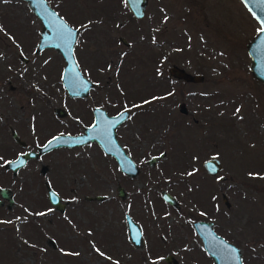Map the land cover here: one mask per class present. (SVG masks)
I'll use <instances>...</instances> for the list:
<instances>
[{"label": "rangeland", "instance_id": "374dc122", "mask_svg": "<svg viewBox=\"0 0 264 264\" xmlns=\"http://www.w3.org/2000/svg\"><path fill=\"white\" fill-rule=\"evenodd\" d=\"M47 1L78 29L74 55L94 86L84 100L69 98L59 77L61 54L34 51L38 17L25 0H0V187L13 193L10 206L5 199L0 205V264H213L184 218L212 220L241 248L243 264H264V83L249 69L246 44L259 24L244 3L147 0L137 18L126 0ZM172 64L204 78L172 77ZM33 101L41 105L30 130L22 118L31 120ZM182 101L186 113L178 109ZM85 103L131 112L117 136L130 146L137 176L123 175L96 143L53 150L15 175L4 167L22 149L7 123L38 144L64 126L56 106H70L78 126L89 118ZM161 152L154 165L146 162ZM211 157L222 163L217 175L202 166ZM46 180L67 202L65 211L48 201ZM161 189L176 196L179 209ZM125 211L142 227L140 247L119 226ZM168 253L176 262L159 260Z\"/></svg>", "mask_w": 264, "mask_h": 264}, {"label": "water", "instance_id": "95a60500", "mask_svg": "<svg viewBox=\"0 0 264 264\" xmlns=\"http://www.w3.org/2000/svg\"><path fill=\"white\" fill-rule=\"evenodd\" d=\"M25 1L27 2L29 8L35 13V15L42 21L43 24L36 50L38 51L45 47H53L58 52H60L63 55L65 61V65L63 68L64 87L67 89L71 96L84 97L88 94L89 88L92 86L93 82L83 75L74 56V43L77 34L73 38V42L69 47L61 43L56 31L53 28V24L50 21H55L57 24L66 23L69 27L76 31V33L78 32V29L70 26L64 20V18L59 15L53 7L50 6L47 0ZM241 1L244 3L246 8L259 24V29L247 42L246 50L250 57L249 69L251 71V74L254 78L264 83V31H260L261 28H264V0ZM126 4L135 17H143L147 0H126ZM51 12H55L58 15L49 17L48 13ZM61 17L63 18L62 21L60 20ZM120 39L125 44H128L127 40L124 37H121ZM21 59L25 60V56H21ZM168 73L172 77L182 79L184 81L199 82L204 78V75L202 73H190L185 68L180 67L176 64H172L171 66H169ZM178 109L182 113L187 112L185 103L183 101L179 102ZM125 111L126 110L120 111L115 115H108L103 108L95 107V122L93 125H96L97 132L93 131V125H91L85 127L84 132L80 134L73 135L65 133L52 136L42 145L37 146L36 150L21 152L15 158L7 160L8 163L4 162V167L11 170L13 175H15L18 170L25 165L28 159L36 158L42 153H45L54 147L83 145L88 142L95 141L98 143L103 152L115 157L122 170L126 171L129 175H135L138 171V167L118 142L115 132V127L127 118L128 111L123 118H121L120 115L121 113H125ZM61 112V109L57 110V113ZM101 128H108L107 138L103 133L98 134L99 129ZM12 134L16 140H19V137L15 134V132H13ZM54 137L62 138L57 141L53 139ZM49 141H52L51 146L45 147V145H47ZM109 141H111V144L109 143ZM163 155L164 152L151 158V160L149 161L152 163ZM203 165L206 172L211 175L216 174L222 169V163L217 157L206 159ZM219 178L222 180L224 179V176L221 175L219 176ZM118 187L119 194L122 195L124 193L123 188L120 185ZM46 188L50 202L53 205H57L58 208L62 210L65 206V203L61 202L60 195L52 188L49 182H46ZM161 195L166 202L172 204L175 207H178L177 200L168 191L162 190ZM0 196V205L3 203L4 199L8 201V206H10L13 202V196L11 194L10 188L8 187H0ZM95 197L102 198L104 196L97 195ZM223 200L226 204H228L225 194H223ZM194 225L202 240L204 249L213 258V264H243L241 248L233 243H230L223 236L217 234L213 228L212 221L199 220L194 222ZM129 233L135 244L140 245L142 239L140 228L137 224L133 223L130 220ZM232 249H235V251L233 252ZM167 259H173V256L168 255Z\"/></svg>", "mask_w": 264, "mask_h": 264}, {"label": "flooded vegetation", "instance_id": "af4514ba", "mask_svg": "<svg viewBox=\"0 0 264 264\" xmlns=\"http://www.w3.org/2000/svg\"><path fill=\"white\" fill-rule=\"evenodd\" d=\"M59 14V13H58ZM39 19V18H38ZM40 20V19H39ZM65 20V19H64ZM66 22H67V20H65ZM40 22H41V24H42V21L40 20ZM68 23V22H67ZM69 24V23H68ZM70 25V24H69ZM42 26H43V24H42ZM71 26V25H70ZM73 27V26H72ZM75 28V27H74ZM42 30V27H41V29H40V31ZM40 31H39V34H40ZM77 34H78V32H77ZM40 38V37H39ZM76 38H77V36H76ZM38 41H39V39H38ZM38 41H37V43H38ZM37 43H36V46H37ZM45 48H48V47H45ZM45 48H43V49H45ZM49 48H53V47H49ZM43 49H41V50H36V47H35V52H40V51H42ZM53 49H55V48H53ZM56 50V49H55ZM44 51V50H43ZM57 51V50H56ZM60 53V52H59ZM61 54V53H60ZM21 56H25L24 54H20V58H21ZM61 56H62V58H63V55L61 54ZM64 59V58H63ZM77 59V58H76ZM22 60V59H21ZM28 61V57H25V60H23V62H27ZM78 61V60H77ZM64 65H65V61H64ZM79 65V64H78ZM63 68H64V66H63ZM63 68H62V70H61V73H60V79H61V82H62V84H63ZM80 68V67H79ZM81 70V69H80ZM83 73V72H82ZM84 75V74H83ZM85 76V75H84ZM86 77V76H85ZM86 78H88V77H86ZM88 79H90V78H88ZM10 80H11V78H8L7 79V83H9L10 82ZM91 80V79H90ZM92 82H93V84H92V86L89 88V91H88V94H89V92H90V89L94 86V81L93 80H91ZM3 86H6V83H4V85ZM64 86V85H63ZM2 87V85L0 86V88ZM8 88L9 89H11V90H16L17 91V87H15L14 85H12V84H9V86H8ZM65 88V87H64ZM66 89V88H65ZM66 91H67V89H66ZM26 92L27 91H25V94H26ZM67 93H68V95L70 96L69 98H71V99H75V100H84V97L86 96H84V97H79V96H71L70 94H69V92L67 91ZM87 94V95H88ZM38 97V96H37ZM37 99V98H36ZM34 103H32V111H31V115H29L28 116V118H31V120H28L27 122H25V118L23 119L22 118V124H23V126H24V128H28V129H32L33 128V126H34V121L36 120V118H37V113H35V110H36V108H38V110H40L39 109V107H40V105L41 104H37V103H35V101H33ZM77 103V102H76ZM76 103H74V104H76ZM85 110H86V117H87V115H89V118L88 119H85L84 120V118H82V119H80L81 121L79 122V120H78V122H79V125L78 126H76V124H77V117H75V120H76V123L74 124V121H72L71 120V111H72V109L70 108V106H67V107H63V106H59V107H55L54 109H53V113L55 114V116L57 117V118H55L54 116V118L55 119H57L58 120V124H60L61 126H63L62 124H64V126L63 127H61V128H59L60 130V132L58 133V132H56L55 134H53V135H51V136H49V137H47V139H45V141H47L49 138H51L52 136H55V135H59V134H65V133H67V134H73V135H75V134H80V133H83L84 132V130H85V127H87V126H91V125H93L94 124V120H95V117H94V109H95V107H101V108H103L106 112H107V114L108 115H115V114H117V113H119L120 111H124V110H127V109H120V110H116V111H114V112H109V111H107V109L106 108H104L103 106H101V105H98V104H96V105H91L90 106V104L89 105H87V103H85ZM21 106V105H20ZM20 109V108H19ZM59 109H61L62 110V112L61 113H57V110H59ZM21 110V109H20ZM128 111V115H127V118L126 119H124L121 123H119L116 127H115V132H116V138H117V140H118V136H117V129L124 123V122H126V120H128V118H129V116L131 115V112L129 111V110H127ZM14 116V115H13ZM80 118H81V116H80ZM74 124V125H73ZM7 126H8V128L10 129V134H11V136H12V138L14 139V141L22 148L21 149V151L19 152V153H21V152H24V151H28V150H36L37 149V146H39V145H42L45 141H42V142H40V143H38V144H32V142H30V141H27L24 137H21L22 136V133L20 132V130L17 128V127H15L14 125H13V122H9V123H7ZM27 126V127H26ZM70 128V129H69ZM13 132H15V134L19 137V140H16L15 138H14V136H13ZM118 142H119V140H118ZM92 143H96L97 145H98V143L97 142H95V141H91V142H88V143H86V144H83V145H75V146H59V147H54V148H52V149H50L49 151H47V152H45V153H42L41 155H44V154H46V153H48V152H51V151H53V150H57V149H60V148H68V149H72V148H85V147H87L88 145H90V144H92ZM120 143V142H119ZM120 145L123 147V149L127 152V148L128 149H130V146L129 145H123L122 143H120ZM99 146V145H98ZM100 147V146H99ZM101 149V148H100ZM102 150V149H101ZM103 151V150H102ZM18 153V154H19ZM105 153V152H104ZM128 153V152H127ZM162 153V152H161ZM17 154V155H18ZM106 154V153H105ZM129 154V156L132 158V160L134 161V163L136 164V166L138 167V171H137V173L135 174V175H129L126 171H124V170H122L121 168H120V166H119V163L116 161V159H115V157L114 156H112V155H109V154H106V155H108V156H110V157H112L113 158V160L116 162V164H117V168L120 170V172L123 174V175H125V176H127V177H129V178H133V177H135V176H137L138 174H139V171H140V166H139V164L137 163V161L133 158V156H132V153L131 152H129L128 153ZM16 155V156H17ZM41 155H39V156H41ZM159 155V154H158ZM15 156V157H16ZM38 156V157H39ZM155 156H157V155H153V156H151L146 162L149 164V165H154L155 164V161L154 162H150L149 160H151V158H153V157H155ZM14 157V158H15ZM38 157H36V158H38ZM161 158V157H160ZM31 159H35V158H30V159H28L27 160V162L29 161V160H31ZM159 159V158H158ZM157 159V160H158ZM9 160H11V159H9ZM204 161L205 160H203V162H202V166H203V168H204V165H203V163H204ZM26 162V163H27ZM26 163H25V165H26ZM24 165V166H25ZM204 170H205V168H204ZM206 171V170H205ZM221 171V170H220ZM219 171V172H220ZM219 172H217L215 175H217ZM219 176H221L220 174H219ZM224 176V175H223ZM225 177V176H224ZM46 182H49V181H45L44 183H45V186H46ZM50 183V182H49ZM121 186L122 188H123V191H124V193L121 195V194H119V187L118 186ZM46 190H47V188H46ZM162 190H166V189H161L160 190V196H161V198H162V195H161V191ZM117 191H118V195L120 196V197H124L125 196V190H124V187L121 185V184H117ZM166 191H168V190H166ZM169 192V191H168ZM170 193V192H169ZM11 194H12V196H13V193H12V191H11ZM171 194V193H170ZM87 195V194H86ZM98 195H101V194H98ZM172 196H174L173 194H171ZM46 196H47V199H48V201L50 202V200H49V198H48V195H47V191H46ZM95 196H97V195H94V196H92V195H87L86 197H84V199H98V200H101V199H103L104 197H105V195H103L104 197H102V198H96ZM61 197V196H60ZM174 198L177 200V203H178V207H175L176 209H179V207H180V202H179V200L176 198V196H174ZM164 200V199H163ZM4 202V201H3ZM61 202H63V203H65V206H64V208L61 210V209H59L58 208V206L57 205H53L51 202H50V204L56 209V210H58V211H60V212H63V211H65V209H66V206H67V202H65V201H63L62 200V198H61ZM13 203V202H12ZM11 203V204H12ZM168 203V202H167ZM170 204V203H169ZM170 205H172V204H170ZM7 206H8V201H7ZM173 206V205H172ZM50 211H52V210H50ZM49 213V212H48ZM44 214H47V213H44ZM48 218H51V217H48ZM123 219H121L120 220V227H121V229H122V231L123 232H125V236H126V238H128V241L130 242V244H132L133 246H136V247H140L141 246V244H142V242H143V230H142V227H141V225H140V223L137 221V219L135 218V216H133L132 214H130L129 212H127V211H125L124 213H123V217H122ZM165 218V217H164ZM70 219V218H69ZM68 219V220H69ZM129 220L130 221H132L133 223H135V224H137L138 225V227L140 228V231H141V243H140V245H136L135 244V242L132 240V238H131V235H130V233H129ZM184 220H185V222L187 223V224H189V223H191V226H192V228H193V230H194V232H195V234L197 235V237H199V239H200V241H201V245L203 246V243H202V240H201V238H200V236H199V233H198V231H197V229H196V227H195V225H194V222H196V221H199V220H205V219H202V218H197V219H194L192 222H190L189 220H187L186 218H184ZM205 221H212V220H205ZM213 222V221H212ZM213 228H214V230H215V227H214V222H213ZM216 231V230H215ZM216 233L217 234H219L217 231H216ZM220 235V234H219ZM224 237V236H223ZM160 238H162V236H160ZM225 238V237H224ZM226 239V238H225ZM227 240V239H226ZM229 241V240H228ZM230 242V241H229ZM49 243L51 244L52 242L51 241H49ZM230 243H233V242H230ZM233 244H235V243H233ZM236 245V244H235ZM51 246H53V247H55V246H57V244H54V245H51ZM237 246V245H236ZM239 247V246H238ZM204 248V247H203ZM205 250V249H204ZM206 251V250H205ZM207 253V252H206ZM208 254V253H207ZM168 255H172L171 253H168V254H166V255H163V256H161V258L159 259V260H161V259H163L164 261H166L167 263H172V262H176L175 260H176V258L173 256V259H167V256ZM209 255V254H208ZM210 256V255H209ZM211 257V256H210ZM211 259H212V262H213V258L211 257Z\"/></svg>", "mask_w": 264, "mask_h": 264}, {"label": "snow or ice", "instance_id": "6c2138e0", "mask_svg": "<svg viewBox=\"0 0 264 264\" xmlns=\"http://www.w3.org/2000/svg\"><path fill=\"white\" fill-rule=\"evenodd\" d=\"M49 17H54L57 16L58 14L55 12H51L48 13ZM60 20L62 21L63 18L61 17ZM53 24V28L57 33L58 38L60 39L61 43L67 45V46H71L72 42H73V38L76 36V31H74L71 27H69L66 23H59L57 24L55 21H50ZM260 31H264V28H261ZM147 103V101L145 102ZM237 111H239V109H237ZM127 110L125 111V113H121V118H123L126 115ZM114 126V125H112ZM92 129L94 132H97V128L96 125L92 126ZM99 133H103L105 135V137L107 138V133H108V128H101L99 129ZM62 137H54V140L59 141ZM109 143L111 144V141H109ZM52 141H49L47 145H45V147H49L51 146ZM5 163H8L7 161H5ZM22 163V162H21ZM191 174V173H190ZM40 215V214H38ZM232 251L234 252L235 249H232ZM101 255H103L101 253Z\"/></svg>", "mask_w": 264, "mask_h": 264}]
</instances>
